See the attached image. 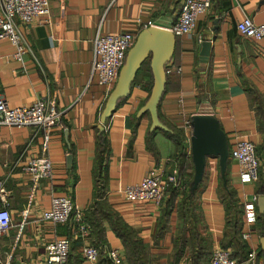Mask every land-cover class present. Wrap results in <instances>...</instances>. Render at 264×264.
Here are the masks:
<instances>
[{
  "label": "crops",
  "instance_id": "crops-1",
  "mask_svg": "<svg viewBox=\"0 0 264 264\" xmlns=\"http://www.w3.org/2000/svg\"><path fill=\"white\" fill-rule=\"evenodd\" d=\"M183 1L50 0L48 15L20 23L36 56L28 52L22 61L17 60L12 56L15 48L10 41L0 39V84L8 103L29 104L50 94L62 112L61 123L48 130L0 124V179H5L7 190L5 199L0 196V204L6 203L13 219L9 231L0 235V264H40L50 240L64 234L79 238L73 231L72 218L53 223L40 218V213L50 207L53 195L58 193L71 195L78 207L90 211L100 134L106 135L109 150L107 210L137 229L152 251L159 254L157 264H169L172 259L175 238L181 230L178 211L171 212L166 230L156 234L160 207L150 200H128L122 188L139 182L152 166L165 162L168 172L177 167L176 155L181 146L174 134L178 129L189 133L184 142L192 157V128L184 127V123L193 114L214 113L227 133L230 148L241 137L256 143L260 179L242 180L240 165L232 156L226 176L241 202L254 194L264 195L257 191L264 182V37L245 36L237 28L245 14L257 22L264 21V0H212L210 8L199 15L193 33L176 35L158 104L159 118L166 127L152 128L149 111L139 114L150 94L139 78L106 118L104 128L100 127L108 95L96 76L90 75L95 35L99 30L138 32L139 18L169 27L177 19ZM200 36L202 40L212 39L207 62L201 60ZM154 129L149 143V133ZM44 151L53 161L51 177L35 180L22 171L21 164L13 168L21 155L26 159ZM69 153L73 155L70 164ZM192 172L189 163V177ZM227 180L224 182L221 175L218 156L210 157L200 186L205 225L199 228L208 231L212 248L222 245L224 237L226 206L220 187ZM260 212L257 200V217ZM245 219L244 210L241 232L250 229L245 240L250 251L256 253L253 264H264V234L255 227L257 218L250 224ZM103 225L101 236L110 247H119L126 258L125 243L109 219H103ZM81 247H72L70 264H96L85 259ZM188 254L180 264H189Z\"/></svg>",
  "mask_w": 264,
  "mask_h": 264
},
{
  "label": "built area",
  "instance_id": "built-area-1",
  "mask_svg": "<svg viewBox=\"0 0 264 264\" xmlns=\"http://www.w3.org/2000/svg\"><path fill=\"white\" fill-rule=\"evenodd\" d=\"M0 4V39L10 41L15 48L12 56L17 60L22 61L28 52L36 56L20 23H28L35 18L48 15L50 0H0ZM211 5L212 0H184L177 19L169 28L176 35L193 33L196 30L199 15L207 11ZM138 23V32H102L99 30L93 39L90 75L91 77L96 76L98 83L105 87L106 96L115 86L127 52L137 34L143 28L155 25L152 19L139 18ZM237 28L245 36L256 39L264 37V21L257 22L248 14L238 21ZM202 39L200 36L199 40L202 41ZM61 121L62 112L57 109L55 98L50 94L41 96L29 104L10 105L0 84V124L18 127L32 125L37 130H48ZM190 126L191 118H188L185 120L184 127ZM186 135L189 136V133L186 132ZM230 155L240 165L242 180L256 181L259 179L261 161L257 154L256 143L251 138L237 139L230 148ZM21 156L15 161L13 168L21 164L22 171L35 180L49 178L53 175V161L46 151L42 154H32L26 159H22ZM177 174L178 167L168 172L165 162L152 166L139 182L124 186L122 193L128 200H150L160 207L169 183H178L180 188L185 187L184 181L178 182ZM6 194L5 179H0V196L4 198ZM258 198L259 194H254L250 200L244 202L245 220L249 224L257 218ZM40 218L53 223L67 222L72 218L74 233L85 241L82 249L83 256L85 259L97 261L99 248L90 242L91 225L85 219L84 209L75 204L71 195L62 193L53 195L50 207L41 211ZM12 224L10 209L6 203L0 204V235L7 233ZM242 235L248 238L250 229L243 231ZM70 248L71 238L67 234L50 240L46 244L45 259L40 264H68ZM231 252V247L215 246L210 257V264H245L246 262L253 264L255 262L254 250L250 251L248 258L243 261L233 257ZM108 256L115 264H122L125 260L124 253L116 246L108 249Z\"/></svg>",
  "mask_w": 264,
  "mask_h": 264
},
{
  "label": "trees",
  "instance_id": "trees-1",
  "mask_svg": "<svg viewBox=\"0 0 264 264\" xmlns=\"http://www.w3.org/2000/svg\"><path fill=\"white\" fill-rule=\"evenodd\" d=\"M169 68L168 65L166 69ZM168 77V72H167ZM139 78L145 82L149 92L153 86V73L150 65V58L146 59L141 68L138 70L134 80ZM143 78V79H142ZM133 82V83H134ZM150 95V94H149ZM122 97L119 103L124 99ZM192 128V127H191ZM149 133V143L153 132ZM175 139L181 146L176 155L178 167V182L184 181L185 187L180 188L178 183H169L163 197L160 209L162 211L161 218L158 223L156 234H162L169 226V219L173 210L178 211L181 230L174 242V253L169 264H180L182 257L188 252L191 257L189 264H207L210 263V257L213 251L208 231L202 230L204 222L200 210V186L201 182L195 190H191V184L194 176V164L191 155L188 156L185 145L187 139L186 133L182 129L176 130ZM97 164L94 168L95 176V195L93 202L90 204V211L85 212V219L91 225L90 242L99 248V257L96 264H115L108 256L110 245L101 236L104 229L103 219H109L111 226L121 236L125 243L126 258L122 264H157L159 262V254L154 253L143 238L139 235L137 229L125 222L120 215L108 211L106 207V163L109 154L106 135H98ZM256 149L258 147L256 146ZM258 154V151H257ZM192 165L193 172L190 177L187 174L188 164ZM261 175V171H260ZM260 179V177H259ZM227 180V176H226ZM258 193H264V182L258 186ZM220 195L226 206V224L222 245L231 247V255L238 260H246L249 256L250 247L242 235L241 227L244 221V203L236 196L235 189L230 183H221ZM255 227L259 228L264 234V210L259 213ZM71 238V248L68 255V264H70V255L72 247L78 244L83 249L82 239Z\"/></svg>",
  "mask_w": 264,
  "mask_h": 264
},
{
  "label": "water",
  "instance_id": "water-1",
  "mask_svg": "<svg viewBox=\"0 0 264 264\" xmlns=\"http://www.w3.org/2000/svg\"><path fill=\"white\" fill-rule=\"evenodd\" d=\"M176 34L169 28L159 25H150L143 28L129 48L118 80L109 93L101 113L100 127L104 128L106 118L116 109L119 100L127 96L143 62L150 58L153 73V86L146 103L140 108L139 114L149 111L152 117V128L166 127L159 118L158 104L164 93L167 81V63L172 58L175 48ZM212 47V39L201 42V60L207 62ZM192 133L191 154L194 163V176L191 190L198 188L202 181L206 165L210 157L219 159L221 175L226 182V170L230 158V144L219 118L214 113H195L191 117ZM73 155L69 153V164ZM259 208L264 210V195L258 199ZM245 264H250L246 262Z\"/></svg>",
  "mask_w": 264,
  "mask_h": 264
},
{
  "label": "rangeland",
  "instance_id": "rangeland-1",
  "mask_svg": "<svg viewBox=\"0 0 264 264\" xmlns=\"http://www.w3.org/2000/svg\"><path fill=\"white\" fill-rule=\"evenodd\" d=\"M143 79V78H142ZM200 232H202V231H200Z\"/></svg>",
  "mask_w": 264,
  "mask_h": 264
}]
</instances>
